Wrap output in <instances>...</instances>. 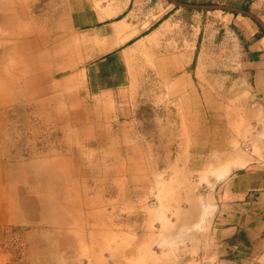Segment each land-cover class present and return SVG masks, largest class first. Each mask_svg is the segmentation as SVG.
Here are the masks:
<instances>
[{"label":"rangeland","instance_id":"374dc122","mask_svg":"<svg viewBox=\"0 0 264 264\" xmlns=\"http://www.w3.org/2000/svg\"><path fill=\"white\" fill-rule=\"evenodd\" d=\"M63 3L0 0V264H188L175 206L238 153L264 161V0L203 2L262 26L176 5L98 95V43L60 31Z\"/></svg>","mask_w":264,"mask_h":264},{"label":"crops","instance_id":"0c3cea01","mask_svg":"<svg viewBox=\"0 0 264 264\" xmlns=\"http://www.w3.org/2000/svg\"><path fill=\"white\" fill-rule=\"evenodd\" d=\"M164 1L63 0L64 13L57 15L60 31L89 37L98 43L94 59L91 60L95 65L91 69L95 73L92 71L90 77L89 69L86 72L84 70L91 92L98 95L123 87L129 80L124 53L128 54L140 42L159 34V28H162L165 18L176 5L204 6L206 0ZM217 1L225 4L230 0ZM237 1L242 3L244 0ZM152 15H155V20L150 19ZM120 21H124L127 26L122 33L116 30V23ZM147 21V26H142ZM127 35L123 43L116 44ZM117 53L122 61L123 75L126 76H121V73L115 83V74L110 79L106 78L107 72L102 68L113 65V57ZM258 70L255 81L264 89V66ZM109 80L112 82L108 83ZM192 170L199 171L200 168ZM139 201L138 198L132 199L135 209ZM186 201L189 202L186 206H175L178 215L186 218L176 223L173 237L177 241L178 233L182 234L184 246L179 252L180 258H188V264H264V161H247L233 166L225 176L214 181L208 177L207 182H201L199 188L190 194V198L183 199V203ZM240 233L246 243L233 244L232 241Z\"/></svg>","mask_w":264,"mask_h":264},{"label":"bare ground","instance_id":"6f19581e","mask_svg":"<svg viewBox=\"0 0 264 264\" xmlns=\"http://www.w3.org/2000/svg\"><path fill=\"white\" fill-rule=\"evenodd\" d=\"M126 27H127V26H126V24L124 23V21H120V22L116 23V30H117L118 33H122V31H124V30L126 29ZM127 37H128V35L125 36L123 39L119 40L116 44L123 43ZM109 48H110V47H109ZM105 49H108V48H105ZM51 87H52V86H51ZM246 132H249V131L247 130ZM249 158H250V157H249L248 155L240 153V155H237V156H236V158H235L234 162H232V164H233L234 166H236V165H240V164L246 163L247 161H249ZM226 163H227V162H226ZM228 163H229V162H228ZM230 168H231V165H230V164H227V165L225 166V168H224V170H223V173L221 174L222 177L225 176V175L229 172ZM218 173H219V172H218ZM161 205H162V204H161ZM158 206H159V205H158ZM161 208L163 209V206H162ZM157 214H159V219H160V220H163V211H159V213H157Z\"/></svg>","mask_w":264,"mask_h":264},{"label":"water","instance_id":"95a60500","mask_svg":"<svg viewBox=\"0 0 264 264\" xmlns=\"http://www.w3.org/2000/svg\"><path fill=\"white\" fill-rule=\"evenodd\" d=\"M174 3L178 4L177 2H174ZM190 7H195V8H199V9H210V10L219 9V10H226V11L236 12V13L243 14V15H246V16L254 19L255 21H257L262 26V23H260V21L253 14H251L250 12H247L245 10H240V9H237V8L227 7V6H218V5L190 6Z\"/></svg>","mask_w":264,"mask_h":264},{"label":"trees","instance_id":"16d2710c","mask_svg":"<svg viewBox=\"0 0 264 264\" xmlns=\"http://www.w3.org/2000/svg\"><path fill=\"white\" fill-rule=\"evenodd\" d=\"M244 10L247 11V9H244ZM233 14H234V13H233ZM234 15H237V14H234ZM130 43H131V42L127 43V45H129ZM236 242L246 243V242L244 241V239H243V234H242V233H240V234L238 235V237L235 238L234 241H232L233 244H235ZM232 243H231V244H232Z\"/></svg>","mask_w":264,"mask_h":264}]
</instances>
